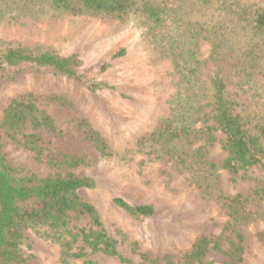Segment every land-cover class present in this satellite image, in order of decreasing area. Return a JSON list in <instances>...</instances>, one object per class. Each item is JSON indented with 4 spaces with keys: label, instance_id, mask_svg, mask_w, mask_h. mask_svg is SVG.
<instances>
[{
    "label": "rangeland",
    "instance_id": "rangeland-1",
    "mask_svg": "<svg viewBox=\"0 0 264 264\" xmlns=\"http://www.w3.org/2000/svg\"><path fill=\"white\" fill-rule=\"evenodd\" d=\"M154 1L164 5L173 18L169 37H151L138 9L122 17L89 12L32 17L29 10L20 11L14 4L11 13L17 18L0 21V41L48 49L62 56L75 54L81 63L76 67L77 77L40 69L0 83V117L12 98L27 99L31 94L37 107L52 117L58 131L28 124L23 128V132H34L42 138L41 160L16 142L22 140L21 133L14 140L3 136V150L21 174L39 176L54 172L47 160L55 154L84 156L90 164L73 171L92 178L95 185L81 188L79 194L97 208L107 232L117 239L118 250L131 264H138V252L142 251L158 257L160 263L165 254L179 261L200 235L220 243L219 249L205 254L203 264H219L226 260L225 251L238 233L244 238L240 264H264V165L235 175L220 167L227 156L225 134L215 127L206 129L214 125L212 120H195L189 138L178 144L189 153L184 165L149 141L138 144L141 135L181 110L176 92L183 86L178 82L194 60L198 61V97L207 92L204 88L219 70L243 115L255 121L264 113V57L255 69L234 66L244 59L235 47L243 45L238 39L246 29H239L242 23L237 25L222 9L224 0ZM238 1L264 6V0ZM193 22L198 23L194 29ZM201 27L223 39L216 40L219 45L215 57L210 56L213 45ZM240 68L243 71L239 72ZM184 103L182 100L181 105ZM88 128L104 138L112 155L102 156L85 138ZM208 133L213 136L211 140ZM209 164H215L213 171L206 169ZM237 193L248 197L247 209L252 211L241 221L233 220L218 198L220 194ZM114 197L128 203L151 204L154 215L134 221L113 203ZM45 232L40 226L26 230L21 243L26 259L20 264H62L58 244L46 238ZM133 241H137L136 250L131 248ZM86 258L100 264H124L102 254ZM82 260L70 258L68 264H81Z\"/></svg>",
    "mask_w": 264,
    "mask_h": 264
},
{
    "label": "trees",
    "instance_id": "trees-1",
    "mask_svg": "<svg viewBox=\"0 0 264 264\" xmlns=\"http://www.w3.org/2000/svg\"><path fill=\"white\" fill-rule=\"evenodd\" d=\"M16 3L15 8L20 11L29 10L32 17L84 12L122 17L138 9L151 37H169V27L173 22L164 5L154 0H0V21L17 18L11 13ZM221 6L233 16L237 25L242 23L239 29H246L238 39L243 45L235 47L238 50L236 53L240 52L238 54L244 59L234 62V66L255 69L258 60L264 57V6L252 7L241 4L238 0H231L229 3L224 0ZM197 25V22H193L192 28ZM201 29L206 32V38L213 45L210 56L215 57V48L219 45L216 40L223 39L214 37L216 32L211 29ZM80 63L81 60L75 54L62 56L48 49L12 46L0 41V83L14 79L26 71L40 69L77 77L76 67ZM104 67L103 65L101 69ZM187 68L182 81L178 82L183 89L179 88L176 92L181 110L177 115L163 118L150 133L141 135L138 144L149 141L156 145L157 150L167 153L174 162L184 165L189 153L184 152L178 144L184 138H189L191 124L195 120H212L214 125H207L206 129L215 127L225 134L223 148L227 151V156L219 164L220 167L235 175L250 167L264 165V113L255 121L253 117H245L238 107V101L229 94L228 84L219 70L210 77L204 88L207 92L204 90L198 97V61L190 62ZM241 71L243 69L239 70ZM100 85L108 86L106 83ZM32 96L30 94L27 99L12 98L0 117V264H20L25 261L21 243L25 239L26 230L35 226L44 227L46 238L58 244L62 264H68L70 258H82L81 264H100L92 258H86L89 254L112 256L124 264H131V260L118 250L117 239L107 232L97 208L79 194L81 188H92L95 185L92 178L80 176L73 171L90 164L84 156L69 153L53 155L47 163L54 168V172L45 176L21 174L7 158L3 150V136L14 140L21 133L22 140L16 142L33 151L36 158L41 160L42 138L34 132H23V128L28 124L32 128L58 132L52 117L37 107L36 98ZM202 98L207 99L202 101ZM182 100H185L183 106ZM205 107L208 109H203ZM207 137L208 140L213 138L210 133ZM85 138L93 143L102 156L112 155L109 145L97 131L88 128ZM215 167V164H209L206 169L213 171ZM259 191L263 190L257 189ZM218 198L233 220L241 221L251 216L252 211L247 209L248 197L237 193L220 194ZM112 201L137 222L151 217L155 212L151 204L128 203L120 197H114ZM243 240V235L238 233L225 251L226 260L219 264H240ZM136 246L137 241H133L132 250H136ZM219 248L217 240L200 235L179 261L175 262L170 254H165L162 257L163 263H160L158 257L142 251L138 252V264H203L205 254L210 249Z\"/></svg>",
    "mask_w": 264,
    "mask_h": 264
}]
</instances>
